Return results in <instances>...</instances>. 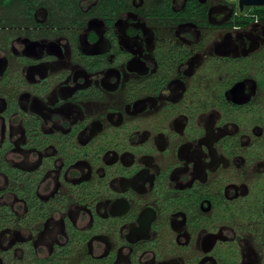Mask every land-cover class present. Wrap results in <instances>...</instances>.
<instances>
[{
	"label": "flooded vegetation",
	"instance_id": "flooded-vegetation-1",
	"mask_svg": "<svg viewBox=\"0 0 264 264\" xmlns=\"http://www.w3.org/2000/svg\"><path fill=\"white\" fill-rule=\"evenodd\" d=\"M238 1L0 0V264H264Z\"/></svg>",
	"mask_w": 264,
	"mask_h": 264
},
{
	"label": "trees",
	"instance_id": "trees-1",
	"mask_svg": "<svg viewBox=\"0 0 264 264\" xmlns=\"http://www.w3.org/2000/svg\"><path fill=\"white\" fill-rule=\"evenodd\" d=\"M250 14H252L253 16L242 17V22H239V24L246 26L251 23L255 18L264 20V7L251 8Z\"/></svg>",
	"mask_w": 264,
	"mask_h": 264
},
{
	"label": "water",
	"instance_id": "water-1",
	"mask_svg": "<svg viewBox=\"0 0 264 264\" xmlns=\"http://www.w3.org/2000/svg\"><path fill=\"white\" fill-rule=\"evenodd\" d=\"M240 9L243 7H264V0H239Z\"/></svg>",
	"mask_w": 264,
	"mask_h": 264
},
{
	"label": "rangeland",
	"instance_id": "rangeland-1",
	"mask_svg": "<svg viewBox=\"0 0 264 264\" xmlns=\"http://www.w3.org/2000/svg\"><path fill=\"white\" fill-rule=\"evenodd\" d=\"M228 4L231 3V4H234L235 3V0H225Z\"/></svg>",
	"mask_w": 264,
	"mask_h": 264
}]
</instances>
